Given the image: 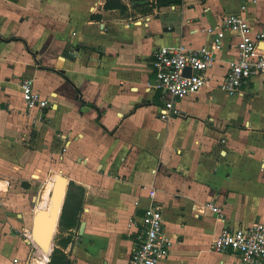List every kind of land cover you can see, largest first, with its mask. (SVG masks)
<instances>
[{"label": "crops", "instance_id": "1", "mask_svg": "<svg viewBox=\"0 0 264 264\" xmlns=\"http://www.w3.org/2000/svg\"><path fill=\"white\" fill-rule=\"evenodd\" d=\"M106 1L0 0V264L37 256L21 231L47 210L58 175L62 206L71 182L83 201L77 227L57 224L47 262L127 264L137 221L155 203L172 240L162 264H237V254L210 245L223 228L264 224V73L236 94L207 87L175 99L180 115L164 120L151 56L220 37L207 73L215 86L237 36L206 28L230 13L259 28L264 0H150L148 11ZM23 77L46 107L27 109Z\"/></svg>", "mask_w": 264, "mask_h": 264}, {"label": "built area", "instance_id": "2", "mask_svg": "<svg viewBox=\"0 0 264 264\" xmlns=\"http://www.w3.org/2000/svg\"><path fill=\"white\" fill-rule=\"evenodd\" d=\"M214 29L230 30L237 36L236 57L228 59L223 77L215 86L210 85L207 73L215 63V50L221 48L220 37H216L211 46L188 48L181 44L176 47L164 45L153 51L151 66L155 80L151 87L159 90L161 95L160 118L169 120L180 115L181 112L174 103L175 99L207 87L218 88L227 95L236 94L252 76L264 73V25L253 29L240 14L230 13L216 27H207L206 31L211 32ZM186 67L191 69L189 75L184 73ZM20 87L27 109H42L47 106V100L34 90L31 78L23 77ZM4 191V185L0 184V200ZM206 207L219 219H225L222 207L215 202L208 201ZM137 223V235L127 264H162L170 252L172 240L163 234L164 218L161 206L152 203ZM21 234L36 252L34 259L42 260L45 252L33 239L30 227L23 229ZM210 248L218 252L231 251L237 254V264H264V224L254 222L234 229L223 228L212 240ZM49 255L50 250L47 253L48 259Z\"/></svg>", "mask_w": 264, "mask_h": 264}, {"label": "water", "instance_id": "3", "mask_svg": "<svg viewBox=\"0 0 264 264\" xmlns=\"http://www.w3.org/2000/svg\"><path fill=\"white\" fill-rule=\"evenodd\" d=\"M191 69L186 67L184 73L189 75ZM66 179L62 176H56L50 197V205L47 210L37 209L32 217L30 229L33 239L42 250L50 249L54 230L58 224L62 202L64 198V188ZM60 200L59 208L56 213L53 211L55 199ZM82 225V224H81Z\"/></svg>", "mask_w": 264, "mask_h": 264}, {"label": "trees", "instance_id": "4", "mask_svg": "<svg viewBox=\"0 0 264 264\" xmlns=\"http://www.w3.org/2000/svg\"><path fill=\"white\" fill-rule=\"evenodd\" d=\"M133 5L136 7L143 8L144 11H148L152 8V2L150 0H131ZM175 2H179V0H156V5H169ZM105 8H119L123 10L126 8L124 4L121 3L120 0H108L106 1ZM83 201V188L80 186L74 185V183H70L64 204L62 206L60 218L58 225L60 228L64 227H77L79 224V211L82 206ZM63 259V258H62ZM53 261H49L48 264H52ZM66 261L63 259L61 264H65Z\"/></svg>", "mask_w": 264, "mask_h": 264}, {"label": "bare ground", "instance_id": "5", "mask_svg": "<svg viewBox=\"0 0 264 264\" xmlns=\"http://www.w3.org/2000/svg\"><path fill=\"white\" fill-rule=\"evenodd\" d=\"M50 187H52V185H50ZM47 200V199H46ZM50 201V200H49ZM59 204H60V200H58L57 198L55 199V202H54V205H53V211L54 213H56L58 211V208H59ZM41 206V205H40ZM50 249H46V250H43L45 252V255H44V258L38 262V264H45V262L48 260V256H47V253Z\"/></svg>", "mask_w": 264, "mask_h": 264}, {"label": "rangeland", "instance_id": "6", "mask_svg": "<svg viewBox=\"0 0 264 264\" xmlns=\"http://www.w3.org/2000/svg\"><path fill=\"white\" fill-rule=\"evenodd\" d=\"M48 189H49V185H47V188H46V192H45V193H47ZM47 202H48V203H47V206L49 207V205H50L49 202H50V201H47ZM37 260H41V259H34V260H31L29 264H38V261H37ZM45 264H48V262L46 261Z\"/></svg>", "mask_w": 264, "mask_h": 264}]
</instances>
